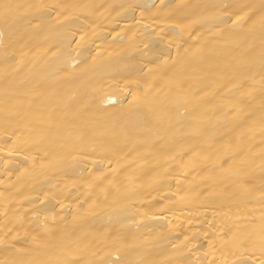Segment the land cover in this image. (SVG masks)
I'll return each mask as SVG.
<instances>
[{
    "label": "bare ground",
    "instance_id": "1",
    "mask_svg": "<svg viewBox=\"0 0 264 264\" xmlns=\"http://www.w3.org/2000/svg\"><path fill=\"white\" fill-rule=\"evenodd\" d=\"M0 264H264V0H0Z\"/></svg>",
    "mask_w": 264,
    "mask_h": 264
}]
</instances>
